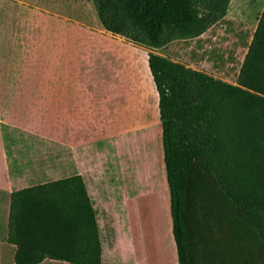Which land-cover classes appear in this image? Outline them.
I'll return each mask as SVG.
<instances>
[{
    "label": "trees",
    "instance_id": "1",
    "mask_svg": "<svg viewBox=\"0 0 264 264\" xmlns=\"http://www.w3.org/2000/svg\"><path fill=\"white\" fill-rule=\"evenodd\" d=\"M101 26L160 49L195 38L230 0H91ZM178 264H264V97L149 53ZM236 80L264 94V10ZM144 137L142 136V139ZM15 264H102L80 175L10 194Z\"/></svg>",
    "mask_w": 264,
    "mask_h": 264
},
{
    "label": "crops",
    "instance_id": "2",
    "mask_svg": "<svg viewBox=\"0 0 264 264\" xmlns=\"http://www.w3.org/2000/svg\"><path fill=\"white\" fill-rule=\"evenodd\" d=\"M70 24L26 0H0V264H15L14 246L7 242L13 191L80 175L88 193V175L96 170L90 161L109 155L111 147L116 157L118 138L126 146L138 136L145 138L142 145H162L156 91L157 119L116 131L120 85L127 102L137 93L136 80L122 82L115 67L105 76L104 64L90 52L89 31ZM143 152L147 156L149 147ZM166 190L169 203L167 182Z\"/></svg>",
    "mask_w": 264,
    "mask_h": 264
},
{
    "label": "rangeland",
    "instance_id": "3",
    "mask_svg": "<svg viewBox=\"0 0 264 264\" xmlns=\"http://www.w3.org/2000/svg\"><path fill=\"white\" fill-rule=\"evenodd\" d=\"M26 1L39 7L42 13L65 19L72 29L88 30L90 52L98 55L104 64L105 76L108 69L115 67L116 78L122 82L128 78L136 80L137 93L132 91L127 102L123 94L125 87L120 85L122 93L116 98V131L149 124L158 117L155 88L147 66L149 53L264 97L236 80L239 64L264 10V0H230L225 16L204 33L195 38L173 40L160 49L141 46L106 31L97 19L91 0ZM98 100L104 102L101 97ZM144 140L138 136L131 140L134 145L126 146L118 138L116 157L110 156L111 147L109 155L90 161L96 170L94 176L88 175L86 184L97 212L102 264L177 262L170 234L162 145H142ZM146 146L150 149L147 156L143 152Z\"/></svg>",
    "mask_w": 264,
    "mask_h": 264
}]
</instances>
